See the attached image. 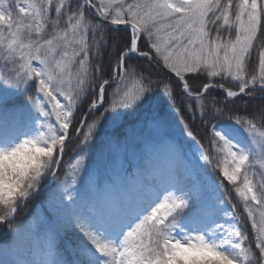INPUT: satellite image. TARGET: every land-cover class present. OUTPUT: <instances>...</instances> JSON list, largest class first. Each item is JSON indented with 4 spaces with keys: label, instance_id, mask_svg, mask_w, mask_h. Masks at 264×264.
<instances>
[{
    "label": "snow or ice",
    "instance_id": "obj_1",
    "mask_svg": "<svg viewBox=\"0 0 264 264\" xmlns=\"http://www.w3.org/2000/svg\"><path fill=\"white\" fill-rule=\"evenodd\" d=\"M0 60V105L27 96L0 132V228L63 176L28 264H264V0H0ZM245 97L261 104L241 115ZM125 124L122 140L108 134ZM138 150L146 164L128 159ZM213 154L251 239L224 184L198 178ZM34 217L16 228L21 245Z\"/></svg>",
    "mask_w": 264,
    "mask_h": 264
},
{
    "label": "trees",
    "instance_id": "obj_2",
    "mask_svg": "<svg viewBox=\"0 0 264 264\" xmlns=\"http://www.w3.org/2000/svg\"><path fill=\"white\" fill-rule=\"evenodd\" d=\"M5 2H11V0H5ZM103 62L105 67H107L108 63V57L106 54L103 55ZM3 64V61L0 60V65ZM145 67L151 68L152 71H156L155 65H145ZM113 88H115V85H113ZM112 89H109V95L111 93ZM257 98L260 97L261 93L256 92L255 94ZM27 99V96L24 97H17L14 99V101L9 102L4 105H0V132H2L5 128H10L14 124L19 123V114L16 112V109L18 107H21L23 104V101ZM177 103H182V101L178 100ZM261 104V101L259 99L252 100L251 103H249V98L245 97L244 102L240 105L239 114H244V107L245 105L248 107V109L251 111L253 108L259 107ZM31 107V105H29ZM169 111L170 110H167ZM33 115H36V113L33 111ZM231 114V113H229ZM142 118V117H141ZM129 123H135V118H132ZM212 123H215V121H212ZM196 127L200 130L201 136L204 135V126L201 125V121L199 118L195 120ZM209 129L211 128V124L206 125ZM128 124L124 125V128H122L119 132H113L112 129L108 130V134H115L119 136V138L122 140L125 130L127 129ZM7 131V129H5ZM173 133L175 137L180 140L181 143L184 145V152L186 157L192 158L190 154H188L189 151V145L185 144V138L180 136L179 128L173 127ZM210 134V133H209ZM143 137L145 140L150 139L149 133L147 131L143 132ZM23 136H20V139H23ZM199 139L200 144L202 145V149L206 152L211 151L210 145L207 138ZM0 146H7L4 139L0 137ZM142 148V146H141ZM77 146L76 144H68L66 152L63 156V165L66 167L68 162L74 158L76 155ZM141 151V154L139 157H132L129 153L128 159L131 160L132 164L135 165L138 162L139 163H147L148 158L150 157V153H148L146 150H139ZM123 152H121V156L116 155L115 162L116 166L118 167V164L123 160ZM212 162L204 165L203 171L198 174V178L201 180H204L206 178L207 182H215L216 184L223 183L224 188L221 189V191L229 192L230 195L227 197V199L230 201L226 205V207L231 210L232 204H237L236 213L238 216L241 217V220L238 222L239 226L243 231H245L249 236L250 239L252 237V231H251V225L250 222H246V213L243 210V207L240 206L238 198L236 197L234 192H231L230 185L224 178L219 174V169L216 166L215 161V155L213 154ZM112 158L110 157L107 149L104 147V144L101 142L97 145L95 154H94V164L96 167H98L101 172L103 173V170L105 167H107L110 163V160ZM201 163H203L201 161ZM127 166V165H125ZM108 175H111V172L108 173ZM179 179H183L182 177H178ZM63 179V176L61 175L59 178H53L48 177L46 181L43 182L42 192L39 196H37L35 199L32 200V202L28 205V207L23 211L20 212L17 216L15 221L13 222L11 228L8 226H4L0 228V264H28V262L33 261L34 259H38V252L40 247L42 246L44 242V220L47 218L49 221L52 219L51 213L47 210V205L44 203L47 199L48 193H50L53 189L56 188L57 184H59L60 180ZM33 213H35L34 221L38 225V228L34 234V236L30 239V241L26 245H21L17 239H16V228L21 224L25 218H33ZM70 235V234H68ZM68 235H65L61 241V244H65L68 240ZM255 250V249H254Z\"/></svg>",
    "mask_w": 264,
    "mask_h": 264
},
{
    "label": "rangeland",
    "instance_id": "obj_3",
    "mask_svg": "<svg viewBox=\"0 0 264 264\" xmlns=\"http://www.w3.org/2000/svg\"><path fill=\"white\" fill-rule=\"evenodd\" d=\"M185 144H186V145H189V143L187 142L186 138H185ZM188 149H189L188 154H190L191 157H193V154H198V153H197V149L195 148V146H194L193 144H191V145L189 146ZM140 154H141V151L138 150V151H137V154H136V157H139ZM130 155L132 156L131 153H130ZM119 156H121V152L119 153ZM132 157H133V156H132ZM252 171L255 172V173H257L256 179L259 180V172H260L259 167L257 166V167H255V168H253ZM229 185H230V184H229ZM230 188H232L231 185H230Z\"/></svg>",
    "mask_w": 264,
    "mask_h": 264
}]
</instances>
